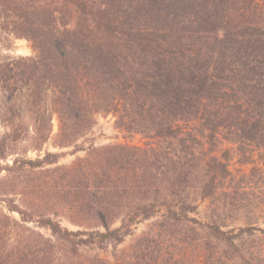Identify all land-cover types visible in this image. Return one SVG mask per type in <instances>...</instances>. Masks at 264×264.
Instances as JSON below:
<instances>
[{
  "label": "trees",
  "instance_id": "1",
  "mask_svg": "<svg viewBox=\"0 0 264 264\" xmlns=\"http://www.w3.org/2000/svg\"><path fill=\"white\" fill-rule=\"evenodd\" d=\"M0 5L37 52L1 60L0 89L9 102L26 94L39 142L49 136V93L59 146L76 143L100 112H115L119 128L151 139L92 147L75 164V212L90 224L82 229L18 205L10 209L21 221L0 213V264H264V227L248 217L264 207V0ZM17 136V128L0 136V158ZM220 138L236 145L243 164L261 153L263 167L252 174L263 180L260 190L236 180L229 149L216 153ZM56 160L47 152L16 158L8 169L28 176ZM193 192L210 200L205 221L190 215ZM158 213L161 233L141 237L119 261L102 256L107 244L124 240L125 226ZM34 218L50 236L22 223ZM242 218L245 226L231 225ZM182 245L199 260L186 263Z\"/></svg>",
  "mask_w": 264,
  "mask_h": 264
},
{
  "label": "rangeland",
  "instance_id": "2",
  "mask_svg": "<svg viewBox=\"0 0 264 264\" xmlns=\"http://www.w3.org/2000/svg\"><path fill=\"white\" fill-rule=\"evenodd\" d=\"M36 53L32 41L15 32L11 12L0 5V61L10 57L34 56ZM27 100L24 93L14 102H9L6 94L0 89V136L11 132L13 128L18 129V139L11 141V148L8 149L7 156L0 158V213H5L11 218L21 221L20 212L10 209V205H18L28 213H34L35 217L37 213H44L58 220L62 226L70 230L82 229L85 225L90 224H86L87 222L83 221L80 213L75 212V164L86 158L92 147L99 148L118 143L144 146L151 139L144 134L119 128L116 124L115 112H100L96 114L95 123L91 129L76 143L59 146L57 144L59 118L54 112L52 94L49 93L45 102L51 116L49 136L45 142H39L35 138V119L29 110ZM216 149V153L219 155L225 149H229L228 162L236 180H250L251 189L253 191L260 190L259 187L263 185V180H259L257 174H252L259 173V167H263L261 153L255 151L250 162L243 164L238 161L236 145L228 140L220 138ZM47 152L57 154V160L45 164L42 168L32 172L31 175L29 173L28 176L19 177L13 171L10 173L8 167L14 164L16 158L37 160L43 158ZM192 198L197 206V212L190 215H195L202 221L207 220L211 213L210 200L201 197L197 192L192 193ZM248 217L249 219L252 217L250 221L256 227H264V207L262 211L250 213ZM161 220V213L149 218H138L135 223L124 227L123 230L127 234L121 243L107 244L104 249L100 250L102 256L112 263L129 257L141 237H152L161 233L159 229ZM246 221L248 220L242 218V220L231 222V225L245 226ZM22 223L26 227L40 231L45 236H50V230L40 227L35 218ZM119 225L121 222L118 220L113 224V227ZM176 244L178 245L175 241L172 243V245ZM180 247H183V253H186V256L179 254L178 258L181 256L187 259L188 257L192 258L188 261L186 259V263L194 258L195 261L199 260L198 251L194 248L186 245ZM171 248L174 251L177 250L174 246ZM178 251L180 252V250Z\"/></svg>",
  "mask_w": 264,
  "mask_h": 264
}]
</instances>
